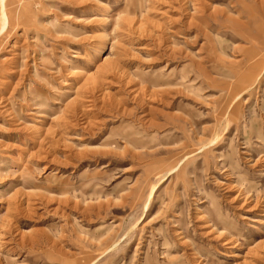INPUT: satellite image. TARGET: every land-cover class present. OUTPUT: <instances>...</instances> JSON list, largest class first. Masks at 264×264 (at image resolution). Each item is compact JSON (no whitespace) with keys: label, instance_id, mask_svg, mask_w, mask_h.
<instances>
[{"label":"rangeland","instance_id":"374dc122","mask_svg":"<svg viewBox=\"0 0 264 264\" xmlns=\"http://www.w3.org/2000/svg\"><path fill=\"white\" fill-rule=\"evenodd\" d=\"M15 1L0 264H264V0Z\"/></svg>","mask_w":264,"mask_h":264},{"label":"bare ground","instance_id":"6f19581e","mask_svg":"<svg viewBox=\"0 0 264 264\" xmlns=\"http://www.w3.org/2000/svg\"><path fill=\"white\" fill-rule=\"evenodd\" d=\"M40 1L41 0H37V3H39ZM15 2H16L15 0H0V5H1L0 10H1L2 19L4 21V28H5V25L7 24V19H8V7H11V5H13ZM40 4H41V2H40ZM116 19L120 20V16L117 17ZM116 24L119 25L118 22Z\"/></svg>","mask_w":264,"mask_h":264}]
</instances>
